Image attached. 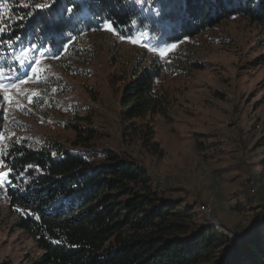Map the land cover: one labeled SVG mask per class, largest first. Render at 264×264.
<instances>
[{
    "label": "rangeland",
    "instance_id": "obj_1",
    "mask_svg": "<svg viewBox=\"0 0 264 264\" xmlns=\"http://www.w3.org/2000/svg\"><path fill=\"white\" fill-rule=\"evenodd\" d=\"M149 41L145 32L121 39L104 26L83 33L75 45L85 50L75 56L46 48L39 79L13 93L11 105L0 96V143L55 141L70 148L83 140L76 148L126 154L148 170L159 192L191 204L210 225L216 220L237 239L264 229V32L232 17L174 48ZM21 49H0V70L16 68L23 79L33 65L19 67L14 58ZM153 53L173 68L159 77L169 96L167 116L129 123L120 108L124 81ZM68 121L92 129L93 137ZM12 219L1 202L0 264H29L36 247L10 229Z\"/></svg>",
    "mask_w": 264,
    "mask_h": 264
},
{
    "label": "trees",
    "instance_id": "obj_2",
    "mask_svg": "<svg viewBox=\"0 0 264 264\" xmlns=\"http://www.w3.org/2000/svg\"><path fill=\"white\" fill-rule=\"evenodd\" d=\"M42 4L49 12L38 9ZM232 17L264 32V0H0V49L35 45L75 56L85 50L75 45L83 33L106 23L120 36L145 32L152 46L165 47ZM158 55L145 56L149 61L124 81L120 108L129 123L167 116L169 96L159 77L173 68ZM66 126L93 137L76 121ZM81 141L70 148L55 141L0 143V168L13 169L14 185L0 187V205L13 217L10 229L34 242L29 264H264L261 225L246 238L230 237L191 204L159 192L137 159L76 148Z\"/></svg>",
    "mask_w": 264,
    "mask_h": 264
},
{
    "label": "snow or ice",
    "instance_id": "obj_3",
    "mask_svg": "<svg viewBox=\"0 0 264 264\" xmlns=\"http://www.w3.org/2000/svg\"><path fill=\"white\" fill-rule=\"evenodd\" d=\"M57 0H51L52 4H55ZM77 0H70V3L75 4ZM137 3H141V0H136ZM26 6V5H25ZM38 9L40 11L49 12L50 6L49 4H42L38 5ZM68 14L73 13L72 8L66 9ZM31 15V13H29ZM105 29L110 32L114 33L116 30L113 28V25L111 23L105 24ZM3 31V28L0 27V32ZM121 39H124V37L121 35ZM19 40V37L16 38ZM131 43L137 44L139 43L136 39H131ZM9 47H12L11 44L8 45ZM175 45L172 46L174 48ZM170 49H165L164 51L160 52V56L166 55L167 51ZM48 50L44 49L43 51H40L37 49L35 45L30 46V48L21 49L20 53L17 54V56L14 58L20 68L27 67L29 64H32L31 67V74L27 75L26 78H19L15 73L17 72L16 68H12L9 70L8 73L3 72V70H0V96H2V99L5 103V105H11L15 102V97L13 93L21 94L25 91V89L22 87L24 85H27L33 81L35 78L36 80L39 79V73L41 72L40 64L42 63L43 59L46 58V52ZM33 53L36 54V56L33 55ZM38 57V58H36ZM2 58V57H0ZM55 91V89L53 90ZM35 95V93H34ZM28 103H32V97H28ZM2 111H0V115H2ZM4 139L3 136H0V140ZM0 165H4V161L0 160ZM13 169H8V171H0V187H14L12 183V174ZM27 214V213H25ZM59 243V241H56Z\"/></svg>",
    "mask_w": 264,
    "mask_h": 264
},
{
    "label": "built area",
    "instance_id": "obj_4",
    "mask_svg": "<svg viewBox=\"0 0 264 264\" xmlns=\"http://www.w3.org/2000/svg\"><path fill=\"white\" fill-rule=\"evenodd\" d=\"M200 208L204 211V212H208L209 214H210V210H209V207L206 205V204H202L201 206H200ZM212 223V227H214L215 229H217L218 231H220V232H222V233H224V234H227V235H229V233H228V231H227V229L226 228H224V227H221V225L219 224V222H217L216 220H212L211 221ZM230 237H233V234H231V235H229Z\"/></svg>",
    "mask_w": 264,
    "mask_h": 264
}]
</instances>
